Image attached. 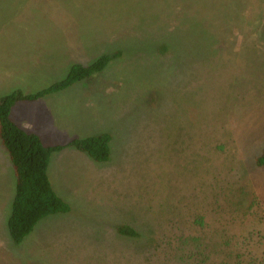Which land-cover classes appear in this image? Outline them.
<instances>
[{
  "label": "rangeland",
  "instance_id": "rangeland-1",
  "mask_svg": "<svg viewBox=\"0 0 264 264\" xmlns=\"http://www.w3.org/2000/svg\"><path fill=\"white\" fill-rule=\"evenodd\" d=\"M263 25L264 0H0V96L37 92L74 63L119 52L93 77L13 105L11 118L16 108L35 128L66 127L35 130L43 144L105 131L112 156L95 161L70 145L54 151L47 173L70 210L46 216L14 244L7 219L16 176L0 140V264H137L141 253L121 245L103 255L120 208L143 200V224L170 201L185 212L195 202L192 183L196 212L210 228L226 215L221 228L257 247L264 240V168L254 164L264 148ZM203 40L207 54L196 51ZM46 98L54 99L52 111ZM236 200L252 203L242 218L223 212ZM159 229L145 236L169 234Z\"/></svg>",
  "mask_w": 264,
  "mask_h": 264
},
{
  "label": "trees",
  "instance_id": "trees-1",
  "mask_svg": "<svg viewBox=\"0 0 264 264\" xmlns=\"http://www.w3.org/2000/svg\"><path fill=\"white\" fill-rule=\"evenodd\" d=\"M261 32L264 36V25ZM203 42L205 41H202L201 51L198 52L197 48L196 51L207 54L208 48L203 45ZM118 54V51L102 53L86 65L74 63L62 79L37 92L23 93L20 89H16L0 96V140L8 152L16 176L14 196L7 219V229L12 243H21L46 216L67 213L70 210L69 204L53 190L47 173L49 160L54 151L70 145L86 153L95 161L107 162L112 156L110 144L112 136L105 131L91 136L73 138L65 145L43 144L37 134L27 131L11 120L10 112L13 105L21 100H32L48 93L61 91L74 82L93 77ZM171 145L168 146L169 149L172 148ZM174 151L178 150L173 148L172 152ZM254 164L257 168H264V148L255 156ZM168 174L172 176L174 172ZM156 176L160 177L162 174L157 173ZM166 179L170 189L172 187L171 177ZM196 189V184L192 183L188 197L195 202L185 212H179L175 201H173L174 204L170 201L166 203L167 209L162 205L151 211L150 216L143 219L144 224L140 220L141 216L147 212L142 209L144 201L134 199L129 205L124 204L120 208V216L112 220L108 239L104 237L106 240L105 243L103 242L104 258L106 246L117 244L123 248L128 247V249L140 252L137 264H257L255 260L258 259L253 251H261L260 247L263 251L264 240L262 241V238L257 240L255 244L257 247L249 248L247 239L244 237L239 239L237 234L221 228L223 227L221 226L222 221L228 218L225 214L226 218L225 216L219 218L218 215L220 227L210 228L211 224L207 219L200 212H196L199 205L198 195L193 193ZM140 193H144L143 189ZM214 199H217L215 194L211 196V202ZM251 204L245 205L241 200H236L223 212L231 215L237 214V218H242ZM158 217L159 220L154 221V218ZM218 221L214 222L218 223ZM153 226H160L159 230L169 234H163L161 237L151 234L145 236ZM206 227L208 231H204ZM213 237L220 243L210 246L209 241ZM202 245L203 248H201ZM214 255L221 256V259L214 260ZM260 264H264V259L260 261Z\"/></svg>",
  "mask_w": 264,
  "mask_h": 264
},
{
  "label": "crops",
  "instance_id": "crops-1",
  "mask_svg": "<svg viewBox=\"0 0 264 264\" xmlns=\"http://www.w3.org/2000/svg\"><path fill=\"white\" fill-rule=\"evenodd\" d=\"M68 88V87H67ZM66 88V89H67ZM64 90V89H63ZM48 100H45L44 101V106L48 109V110H51V107L54 105V99L53 98H46ZM52 104V105H51ZM16 109V108H15ZM13 111V115H12V118L11 120L13 122H15L16 124H18L19 126H21L22 128L26 129L27 131L29 132H33L35 133V130L37 129H43V130H49V129H52V130H66V127L63 126L62 124L60 126H55L53 125L52 123H48V124H44V123H39L36 128L31 124V122L26 119L24 116L21 115L20 112H18V110H15ZM52 111V110H51ZM11 113V112H10ZM72 129H80L82 127L81 124L77 125L76 121H75V124H72L70 126ZM37 134V133H36Z\"/></svg>",
  "mask_w": 264,
  "mask_h": 264
}]
</instances>
